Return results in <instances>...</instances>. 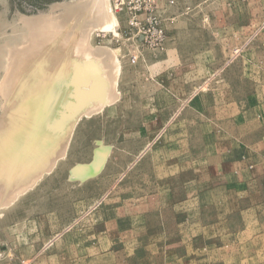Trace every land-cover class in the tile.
Returning <instances> with one entry per match:
<instances>
[{"label": "rangeland", "instance_id": "obj_1", "mask_svg": "<svg viewBox=\"0 0 264 264\" xmlns=\"http://www.w3.org/2000/svg\"><path fill=\"white\" fill-rule=\"evenodd\" d=\"M127 1L106 0L117 23L90 33L119 56V99L82 118L65 156L17 201L0 202V264H264V208L229 222L216 192L196 201L202 181L225 180L217 142L235 110L260 105L264 117V0H158L161 52L123 33ZM93 2L0 0V34L68 3L89 15Z\"/></svg>", "mask_w": 264, "mask_h": 264}, {"label": "bare ground", "instance_id": "obj_2", "mask_svg": "<svg viewBox=\"0 0 264 264\" xmlns=\"http://www.w3.org/2000/svg\"><path fill=\"white\" fill-rule=\"evenodd\" d=\"M93 4L89 15L77 3L65 4L68 10L57 15H22L23 28L12 25V34H0L6 39L0 44L1 204L17 201L56 166L82 118L119 99L117 52L90 43L93 27L110 30L117 20L106 0ZM96 4L104 9L94 12ZM60 66L69 71L62 90L53 93L52 78ZM100 89L105 90L103 101L92 97ZM79 101L82 108L76 109Z\"/></svg>", "mask_w": 264, "mask_h": 264}, {"label": "crops", "instance_id": "obj_3", "mask_svg": "<svg viewBox=\"0 0 264 264\" xmlns=\"http://www.w3.org/2000/svg\"><path fill=\"white\" fill-rule=\"evenodd\" d=\"M263 118L260 105H249L243 111L235 110L234 122L229 126L228 136L217 142L222 150L218 152L219 161L215 175L224 176L225 180L217 178L210 183L202 181L203 187L200 189L207 191L201 197H196L198 201L206 198L210 190L216 192L214 198L230 207L227 210L229 222L236 221L235 215H242L246 210L264 208ZM249 160H257L259 165L257 163L258 166L252 170L248 166L251 162ZM218 190L222 191L219 197ZM251 190L257 192L259 197L250 199L248 192Z\"/></svg>", "mask_w": 264, "mask_h": 264}, {"label": "built area", "instance_id": "obj_4", "mask_svg": "<svg viewBox=\"0 0 264 264\" xmlns=\"http://www.w3.org/2000/svg\"><path fill=\"white\" fill-rule=\"evenodd\" d=\"M123 10L127 15V25L123 33L129 39L137 40L142 48L153 52L166 49V31L158 14V0H129ZM174 3V0H170ZM120 34L122 32H119ZM122 33V34H123ZM131 63L136 64L137 55L131 56Z\"/></svg>", "mask_w": 264, "mask_h": 264}, {"label": "water", "instance_id": "obj_5", "mask_svg": "<svg viewBox=\"0 0 264 264\" xmlns=\"http://www.w3.org/2000/svg\"><path fill=\"white\" fill-rule=\"evenodd\" d=\"M101 90V93H98V94H93L92 97H94V99L98 100V101H103L105 99V90L103 89H100ZM92 95V94H91ZM81 105V102L79 101V105L76 107V109H80L82 107H80Z\"/></svg>", "mask_w": 264, "mask_h": 264}]
</instances>
